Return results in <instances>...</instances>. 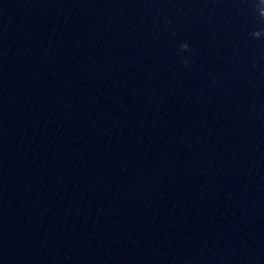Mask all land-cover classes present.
<instances>
[{"label":"clouds","instance_id":"obj_1","mask_svg":"<svg viewBox=\"0 0 264 264\" xmlns=\"http://www.w3.org/2000/svg\"><path fill=\"white\" fill-rule=\"evenodd\" d=\"M260 3H261V7L258 10V15L261 18V20H264V0H260ZM249 35L254 40L255 39H261L262 37H264V30H255V31H252ZM179 47H180V51H182V52H190L191 51V49L187 43H183ZM183 62L185 64L188 63L187 60H184Z\"/></svg>","mask_w":264,"mask_h":264}]
</instances>
